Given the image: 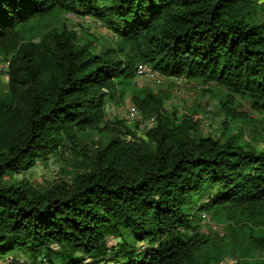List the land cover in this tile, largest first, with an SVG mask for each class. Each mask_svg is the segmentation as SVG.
Returning <instances> with one entry per match:
<instances>
[{
	"label": "trees",
	"instance_id": "trees-1",
	"mask_svg": "<svg viewBox=\"0 0 264 264\" xmlns=\"http://www.w3.org/2000/svg\"><path fill=\"white\" fill-rule=\"evenodd\" d=\"M69 15L118 44L80 42ZM0 58V264H264V149L203 136L135 83L143 65L221 95L227 117L243 101L264 117V0H0ZM127 93L154 124L145 139L104 126ZM103 131L90 154L83 138ZM65 149L84 157L71 184L15 177ZM207 213L227 228L214 241Z\"/></svg>",
	"mask_w": 264,
	"mask_h": 264
},
{
	"label": "rangeland",
	"instance_id": "rangeland-1",
	"mask_svg": "<svg viewBox=\"0 0 264 264\" xmlns=\"http://www.w3.org/2000/svg\"><path fill=\"white\" fill-rule=\"evenodd\" d=\"M68 27L77 32L80 42L85 43L89 40L99 42L98 50H107L109 46L118 44L115 35L103 24L90 18H79L76 16L65 17ZM7 60L0 58V80L2 84H7L9 77ZM136 86L139 90H151L155 93H161L167 97L166 109L171 112H177L178 116L193 115L195 120L200 123V133L205 136L221 138L223 134L232 131L236 135L242 131L246 141L258 144L264 149V124L259 120L264 117L251 109L250 101H243L240 109L231 117H227L224 111L220 109L221 95H213L207 92L208 87L202 88L197 82L186 79H166L155 73L150 68H146L145 75L136 77ZM122 94V93H121ZM120 96V95H119ZM135 108V112L133 109ZM132 109V110H131ZM108 114L107 124L109 129L130 131L136 138L145 139L146 133L153 128V123L142 119L135 105L132 102V94H124L123 97H116L114 101L106 105ZM236 121H231V119ZM243 121V122H242ZM242 124L240 128L239 125ZM248 124V127H247ZM103 127V125H101ZM105 128V127H104ZM113 132L95 133L93 137L83 138V148L87 147L90 154H95L100 146L101 141L108 140L112 137ZM124 137V133L122 134ZM129 140V139H128ZM54 155L51 154L47 161L40 160L39 164L26 174L15 176L18 180H27L35 187L41 190H48L51 185L61 182L71 184L72 179L78 167L84 162L82 155L76 157V154L70 149ZM199 233L209 237L212 241L216 237H222L227 228L219 223L214 222L210 214L202 217L199 221ZM262 259V256H259ZM244 258H229L224 264H248ZM240 261V262H238ZM255 263V261H254ZM17 264H33L28 259H22Z\"/></svg>",
	"mask_w": 264,
	"mask_h": 264
},
{
	"label": "built area",
	"instance_id": "built-area-1",
	"mask_svg": "<svg viewBox=\"0 0 264 264\" xmlns=\"http://www.w3.org/2000/svg\"><path fill=\"white\" fill-rule=\"evenodd\" d=\"M146 68H148V67L143 66V65H140V66L138 67V69H137L138 76L145 75ZM132 109H133V112H135L136 109H135V108H132ZM132 109H131V110H132ZM149 122H152V121H149Z\"/></svg>",
	"mask_w": 264,
	"mask_h": 264
},
{
	"label": "clouds",
	"instance_id": "clouds-1",
	"mask_svg": "<svg viewBox=\"0 0 264 264\" xmlns=\"http://www.w3.org/2000/svg\"><path fill=\"white\" fill-rule=\"evenodd\" d=\"M138 67H139V66H138ZM137 69H138V68H137ZM137 74H138V73H137ZM224 235H225V234H223V236H224ZM223 236H222V237H223Z\"/></svg>",
	"mask_w": 264,
	"mask_h": 264
}]
</instances>
